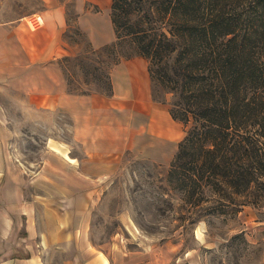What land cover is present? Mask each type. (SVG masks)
I'll use <instances>...</instances> for the list:
<instances>
[{"label": "crops", "instance_id": "1", "mask_svg": "<svg viewBox=\"0 0 264 264\" xmlns=\"http://www.w3.org/2000/svg\"><path fill=\"white\" fill-rule=\"evenodd\" d=\"M76 3V23L91 46L113 42L112 0ZM41 15L44 25L35 30L19 21L0 26V88L13 92L5 97L9 105L0 97V264H106L103 256L107 264H127L126 257L114 262L89 242L82 207L86 212L95 203L96 190L79 183L104 177L124 152L137 150L129 114L135 117L139 100L153 104L147 60L133 57L116 64L111 96L70 93L59 63L72 50L64 40L65 8L57 5ZM34 112L41 119L70 118L72 142L82 154L74 152L72 142L47 137L48 157L37 163L13 160L4 150L18 130L10 115L26 118ZM153 127L149 133L157 141L174 139L164 126ZM147 150L155 159L154 146ZM85 166H103L105 172L91 173Z\"/></svg>", "mask_w": 264, "mask_h": 264}, {"label": "rangeland", "instance_id": "2", "mask_svg": "<svg viewBox=\"0 0 264 264\" xmlns=\"http://www.w3.org/2000/svg\"><path fill=\"white\" fill-rule=\"evenodd\" d=\"M57 5L65 8L68 27L64 40L72 48L59 60L67 90L108 96L114 63L127 58L114 59L102 50L105 45L97 49L91 46L76 23V0H0V26L15 21L25 24L26 17ZM0 59L4 60L1 53ZM8 93L13 92L0 88L4 106L9 105L5 99ZM159 95L163 96V91ZM166 98L169 100L170 95ZM134 118L129 114V124L136 130L131 131L137 137V150L124 152L104 177L80 180L82 189L96 190L95 203L86 212L82 207L89 242L117 263L126 257L127 264H264V190L254 188L247 196L236 197L238 202H249L241 207L219 204L218 200H225L224 194L231 190H196L194 199H188L167 179L186 127L170 117L168 104L155 101H137ZM10 120L18 130L4 150L13 160L37 163L48 157L47 137L72 142L71 119L67 116L41 119L34 112L26 118L10 115ZM156 125L164 126L174 139L161 137L157 141L149 133L152 126L157 129ZM72 145L81 155L82 148L75 142ZM152 146L155 159L147 150ZM85 167L91 173L105 172L103 166Z\"/></svg>", "mask_w": 264, "mask_h": 264}, {"label": "trees", "instance_id": "3", "mask_svg": "<svg viewBox=\"0 0 264 264\" xmlns=\"http://www.w3.org/2000/svg\"><path fill=\"white\" fill-rule=\"evenodd\" d=\"M111 20L115 40L102 50L146 59L152 100L186 127L172 188L249 203L236 197L264 190V0H112Z\"/></svg>", "mask_w": 264, "mask_h": 264}, {"label": "built area", "instance_id": "4", "mask_svg": "<svg viewBox=\"0 0 264 264\" xmlns=\"http://www.w3.org/2000/svg\"><path fill=\"white\" fill-rule=\"evenodd\" d=\"M25 23L28 28L35 30L44 25L43 16L41 14H34L25 18Z\"/></svg>", "mask_w": 264, "mask_h": 264}, {"label": "bare ground", "instance_id": "5", "mask_svg": "<svg viewBox=\"0 0 264 264\" xmlns=\"http://www.w3.org/2000/svg\"><path fill=\"white\" fill-rule=\"evenodd\" d=\"M65 157L68 159V160H70V161H72V159L68 156V154H65ZM103 259H105V262H106V264H107V260H106V258L103 256Z\"/></svg>", "mask_w": 264, "mask_h": 264}]
</instances>
